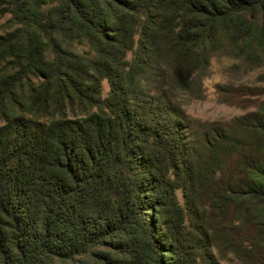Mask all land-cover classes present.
<instances>
[{
    "label": "trees",
    "instance_id": "trees-1",
    "mask_svg": "<svg viewBox=\"0 0 264 264\" xmlns=\"http://www.w3.org/2000/svg\"><path fill=\"white\" fill-rule=\"evenodd\" d=\"M216 59L255 110L188 113ZM232 259L264 264V0H0V264Z\"/></svg>",
    "mask_w": 264,
    "mask_h": 264
},
{
    "label": "rangeland",
    "instance_id": "rangeland-1",
    "mask_svg": "<svg viewBox=\"0 0 264 264\" xmlns=\"http://www.w3.org/2000/svg\"><path fill=\"white\" fill-rule=\"evenodd\" d=\"M234 62L228 59L214 60L212 73L204 82V95L200 100L192 101L187 106L188 113L202 121H228L255 110L256 97L238 91L237 88L225 92L222 85L248 84L255 82L257 73L242 78L243 71L229 72L227 69ZM228 90V89H227ZM223 264H237L235 260Z\"/></svg>",
    "mask_w": 264,
    "mask_h": 264
}]
</instances>
